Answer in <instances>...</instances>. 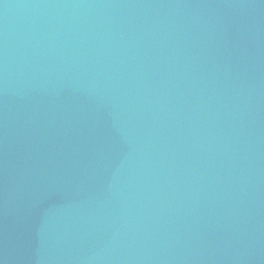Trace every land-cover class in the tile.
Here are the masks:
<instances>
[{
  "label": "water",
  "instance_id": "obj_1",
  "mask_svg": "<svg viewBox=\"0 0 264 264\" xmlns=\"http://www.w3.org/2000/svg\"><path fill=\"white\" fill-rule=\"evenodd\" d=\"M0 264H264V0H0Z\"/></svg>",
  "mask_w": 264,
  "mask_h": 264
}]
</instances>
